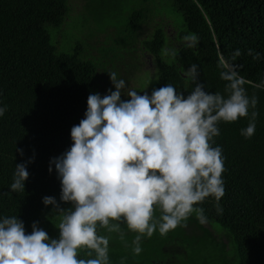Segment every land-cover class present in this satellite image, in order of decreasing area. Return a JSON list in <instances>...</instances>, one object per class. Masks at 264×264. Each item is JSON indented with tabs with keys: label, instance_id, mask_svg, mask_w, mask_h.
Here are the masks:
<instances>
[{
	"label": "trees",
	"instance_id": "obj_1",
	"mask_svg": "<svg viewBox=\"0 0 264 264\" xmlns=\"http://www.w3.org/2000/svg\"><path fill=\"white\" fill-rule=\"evenodd\" d=\"M147 1L140 0L131 10L121 36L124 49L138 42L139 50L154 59L157 76L148 93L166 83L190 92L193 85L185 73L193 63L206 88L223 93L226 82L217 67L223 59L238 66L248 81L244 85L248 95L258 97V116L249 139L240 132L247 127L248 117L219 124L220 135L213 147L222 148L224 160L222 214L216 213L214 198L209 197L199 205L205 210L206 223L201 224L193 213L183 226L166 235L156 231L151 238H143L139 255H134L132 246L137 233L126 225H121L124 240L118 233L100 229L98 234L109 237V262L120 264L126 257L124 264H264V87H255L264 81V0H165L183 17L178 47L167 45L159 22L150 35L139 39L137 33L147 18L159 14L147 13ZM67 12L66 0H0V107L7 106L0 116V217L17 215L26 234L38 221L51 238L59 236L55 225L59 214L52 205L45 206L42 198L53 196L60 202L61 186L55 166L48 171L49 161L72 145L70 131L84 118L88 96L105 95L99 62L86 58L82 46L59 53L52 43L49 28H60ZM188 34L199 37L195 48L185 46L183 37ZM167 48L175 49L177 55L166 54ZM237 49L241 55L232 60ZM248 49L259 53L260 59L253 60ZM17 149H23V156ZM33 155L25 191L11 192L15 164ZM69 206L61 202V207ZM159 214L157 210L155 215ZM78 256L87 258L86 250Z\"/></svg>",
	"mask_w": 264,
	"mask_h": 264
},
{
	"label": "clouds",
	"instance_id": "obj_2",
	"mask_svg": "<svg viewBox=\"0 0 264 264\" xmlns=\"http://www.w3.org/2000/svg\"><path fill=\"white\" fill-rule=\"evenodd\" d=\"M183 41L195 48L199 37L188 34ZM166 54L175 57L177 52L168 49ZM247 54L260 59L252 49ZM240 55L237 49L232 60ZM217 67L226 82L223 93L206 88L195 63L185 73L193 85L190 92L168 83L151 94L147 88L125 91V80L108 72L115 90L88 96L84 118L70 131L72 145L49 161V173L54 165L60 180V202L53 196H44L42 202L59 214L58 238L38 227V221L26 234L17 215L0 217V264H110L109 237L98 234L100 229L124 240L121 225H126L137 233L132 246L139 255L143 238L156 231L164 236L193 213L206 223L199 205L209 197L214 198L216 213L222 214L225 169L222 148L213 147L214 138L220 135L221 122L242 117L249 122L241 135L251 138L258 97L248 95V81L236 64L221 59ZM255 87H264V81ZM6 111L7 106L0 107V116ZM17 151L23 156V149ZM33 161L34 155L15 164L11 192L25 191L27 165ZM61 202L70 206L61 207ZM80 250H86L87 258H79Z\"/></svg>",
	"mask_w": 264,
	"mask_h": 264
},
{
	"label": "rangeland",
	"instance_id": "obj_3",
	"mask_svg": "<svg viewBox=\"0 0 264 264\" xmlns=\"http://www.w3.org/2000/svg\"><path fill=\"white\" fill-rule=\"evenodd\" d=\"M139 1L66 0L68 12L63 25L60 28H49L52 43L59 53L71 52L79 45L82 46L86 58L101 64L98 74L101 83H105L102 87L104 94H107L109 88L115 90L106 72L115 71L118 79H124L127 86L125 91L129 88L137 91L147 88L148 91L156 79L157 70L152 56L142 49L139 50L141 47L138 42L132 48L124 49L123 46L121 34L127 30L126 23L131 10L138 6ZM147 3L150 9L147 13L159 14L147 18L137 33L139 39L150 35L159 22L167 37V45L178 47L180 41L176 37L184 30L181 13L171 10L165 0H148ZM122 99L129 97L122 94ZM206 226L216 232L220 230L217 225Z\"/></svg>",
	"mask_w": 264,
	"mask_h": 264
}]
</instances>
